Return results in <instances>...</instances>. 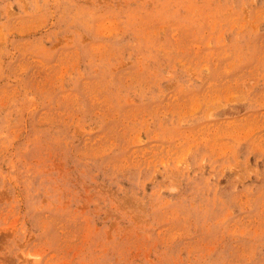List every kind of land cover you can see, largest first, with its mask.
Masks as SVG:
<instances>
[{
	"label": "rangeland",
	"instance_id": "obj_1",
	"mask_svg": "<svg viewBox=\"0 0 264 264\" xmlns=\"http://www.w3.org/2000/svg\"><path fill=\"white\" fill-rule=\"evenodd\" d=\"M0 264H264V0H0Z\"/></svg>",
	"mask_w": 264,
	"mask_h": 264
}]
</instances>
